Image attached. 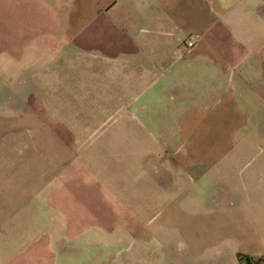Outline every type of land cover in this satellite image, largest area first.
Wrapping results in <instances>:
<instances>
[{
    "label": "rangeland",
    "instance_id": "rangeland-1",
    "mask_svg": "<svg viewBox=\"0 0 264 264\" xmlns=\"http://www.w3.org/2000/svg\"><path fill=\"white\" fill-rule=\"evenodd\" d=\"M19 11L18 0H0V46L10 47L11 54L23 40ZM41 38L30 34L26 44ZM56 45L58 49L51 53L57 67L50 69L56 76L43 75L28 84L26 92L14 82L8 87L0 76V109L15 106L41 112L35 117H10L16 128L0 144V189L8 187L11 194L24 187L42 191L41 211L11 212L10 229L0 228V256L6 245L2 233L9 231V252L24 249L29 258L41 251L42 264H264V213L257 209L256 195L250 206L239 198L245 192L243 170L240 172L244 164L226 165L229 169L225 170L202 166L175 176L167 163H155L154 169L151 158L142 159L144 154L136 160L131 155L130 132L117 127L136 101L129 94L123 100L111 99L120 85L112 75L102 74L95 51L78 50L63 36ZM144 88L141 96L147 95ZM212 102L208 101L209 105ZM55 108H69L73 113L51 115ZM19 118L26 121L22 129L17 127ZM176 119H186L188 125L180 131ZM230 122L225 114L217 115L211 109L190 117H169L165 155L178 156L175 152L181 143L180 155H229L237 137ZM243 134L238 135L240 139ZM113 139L123 141L118 147H106L104 158L115 168V180L108 182L118 193L96 198L101 204H110L106 210L85 208L80 189L87 161L93 163L91 173L102 170L104 159L95 157L100 150L97 146L102 140ZM64 143L67 149L61 146ZM87 143H91L89 148ZM190 143L195 146L188 147ZM250 154L264 155V148L253 145ZM156 168L171 171L157 175ZM216 172L235 176L230 180L231 176L221 177ZM254 181L256 185L257 179ZM230 188L236 195H226ZM24 218L31 220L30 225L18 226L16 221Z\"/></svg>",
    "mask_w": 264,
    "mask_h": 264
},
{
    "label": "crops",
    "instance_id": "crops-1",
    "mask_svg": "<svg viewBox=\"0 0 264 264\" xmlns=\"http://www.w3.org/2000/svg\"><path fill=\"white\" fill-rule=\"evenodd\" d=\"M18 5L23 40H19L17 52L12 54L10 47L0 46V76L8 87L14 82L26 92L27 85L43 75L56 76L50 69L57 67L52 53L58 49L59 36L66 37L78 50L95 51L102 74L112 75L120 85L111 99L123 100L129 94L136 101L135 107L126 111L125 121L117 125L120 131L130 132L131 155L136 160L139 154H144L142 159L151 158L154 169L156 164L167 163L175 176L202 166L225 170L226 165L243 163L240 172L243 170L245 192L239 198L250 206L256 195L257 209L264 213V155L250 154L253 145L264 148V0H18ZM30 34L42 37L41 41L31 40L27 45L26 37ZM190 40L193 47L187 48ZM32 55L34 60H30ZM144 86L147 95L141 96ZM13 94L18 97L16 91ZM208 101L213 104L209 105ZM14 107L0 109V144L16 128L11 125V116L41 115L30 108ZM210 109L230 118L237 136L230 145L233 154L211 157L183 152L180 155L184 147L181 143L175 152L178 156H166L169 138L164 132L170 126L169 117H190L209 113ZM51 110L55 116L73 113L69 108ZM25 123L24 118H19L17 127L22 129ZM175 125L181 131L188 123L186 119H176ZM155 132L159 133L158 137L154 136ZM240 133H244L241 139ZM121 141L98 142L100 150L95 157L97 160L103 157L102 170L97 168L91 173L93 163L87 161L88 171L82 174L80 189L83 207L106 210L110 204H101L96 198L117 195L115 185L112 187L108 182L115 180V168L106 163L104 149L118 147ZM61 146L67 149L65 143ZM90 146L91 143L85 144L86 148ZM239 149L241 154H237ZM167 171L170 172L156 168L157 175ZM216 173L221 177L231 176L230 180L235 176L231 172ZM230 190L226 191L227 196L236 195V190ZM41 194V189L36 187L20 188L12 194L8 187H2L0 228L10 229L11 212L41 211ZM16 222L26 227L31 220L24 218ZM260 225L258 222V228ZM2 234V242L5 238L6 243L0 256L3 264H15L17 260V264H42L41 251L28 253L29 258L24 249L10 253L9 231ZM258 234L262 237L260 229Z\"/></svg>",
    "mask_w": 264,
    "mask_h": 264
},
{
    "label": "built area",
    "instance_id": "built-area-1",
    "mask_svg": "<svg viewBox=\"0 0 264 264\" xmlns=\"http://www.w3.org/2000/svg\"><path fill=\"white\" fill-rule=\"evenodd\" d=\"M186 47L187 48H191V47H193V42L190 40V41H188L187 43H186Z\"/></svg>",
    "mask_w": 264,
    "mask_h": 264
}]
</instances>
